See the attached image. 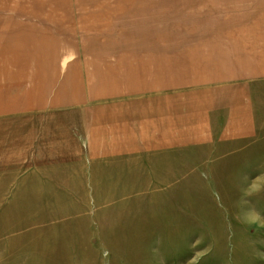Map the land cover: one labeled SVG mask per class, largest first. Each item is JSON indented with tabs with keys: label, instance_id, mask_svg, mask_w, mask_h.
Wrapping results in <instances>:
<instances>
[{
	"label": "rangeland",
	"instance_id": "rangeland-1",
	"mask_svg": "<svg viewBox=\"0 0 264 264\" xmlns=\"http://www.w3.org/2000/svg\"><path fill=\"white\" fill-rule=\"evenodd\" d=\"M153 48L187 59L172 89L194 121L195 83L250 85L254 133H230L220 87L200 100L220 110L206 144L87 150L113 136L83 144L80 111L107 102L74 100L114 53ZM29 61L38 86L19 96L8 75ZM0 264H264V0H0Z\"/></svg>",
	"mask_w": 264,
	"mask_h": 264
},
{
	"label": "crops",
	"instance_id": "crops-1",
	"mask_svg": "<svg viewBox=\"0 0 264 264\" xmlns=\"http://www.w3.org/2000/svg\"><path fill=\"white\" fill-rule=\"evenodd\" d=\"M143 53L145 54L144 57L134 56L133 53L126 52L125 49L108 57L107 59L112 60V64L120 65V69L112 71V64L109 63L110 66L107 70L109 72L97 77V84H104V88H98V94H94L92 97L74 100L90 101V103L91 101L107 102L103 107L93 105L87 110L83 109V113L80 111L85 128L82 132L83 144L87 139V131L91 133L95 127L104 129L113 136L110 143L99 144L94 147L93 144L97 143L94 141L89 146H85L87 150H133L142 153L144 151L168 153L198 144H206L211 134L209 111L213 113L220 111L217 107L208 105L206 101H219L222 95H227L230 98L226 106L230 110L228 115L230 133L239 139L254 133L255 117L248 97L250 85H247L248 99L246 100L241 97L244 94L242 87L233 81H231V85H226L228 82L216 83L202 89L201 92L199 91L207 83H195L194 86L199 88L193 91L192 96L196 100L194 103L203 110L197 108L195 122L192 110L187 112L183 109L186 107L185 103L176 97L172 89L177 80L186 82L185 75L176 77V75L184 73H175L173 70L175 69L173 66L176 65L175 61L179 64H185L187 59L180 55L177 57L162 56V51L155 48ZM56 58L60 62V46ZM142 60H145L146 65L153 66L151 73L142 75L135 70L137 63L138 67H141ZM105 61L103 68L106 70ZM33 68L32 61L26 62L24 65L20 63L13 69L12 75H8V77L11 76L9 87L12 91L15 90V94L21 96L23 90L26 92L29 89L37 88L38 84H32L34 80ZM100 68H102V64L100 67L93 68L90 78L97 76ZM27 70L31 73L30 77L26 73ZM84 75L74 73V79L77 81L84 79V83H86L87 80ZM162 76L166 80L162 79ZM220 87L223 89L220 91L221 93L214 91L215 88ZM229 87L232 88L228 90ZM213 94L216 95L204 102L200 101L203 96ZM184 95L188 94L184 93ZM56 106L59 107L58 104ZM56 111L60 112V107Z\"/></svg>",
	"mask_w": 264,
	"mask_h": 264
}]
</instances>
